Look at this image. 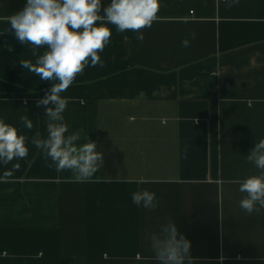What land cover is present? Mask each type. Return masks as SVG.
Returning a JSON list of instances; mask_svg holds the SVG:
<instances>
[{"label": "crops", "instance_id": "0c3cea01", "mask_svg": "<svg viewBox=\"0 0 264 264\" xmlns=\"http://www.w3.org/2000/svg\"><path fill=\"white\" fill-rule=\"evenodd\" d=\"M25 3L0 0V118L29 148L0 164V176L20 165L0 181V264H159L147 236L168 218L191 242V264H264V210L247 215L237 183L257 174L246 155L264 138V0L230 9L160 0L142 40L109 25L102 66L86 67L61 94L69 131L83 128L103 153L85 183L49 167L32 143L47 138L36 101L52 82L20 65L36 57L7 18ZM143 189L155 192L154 211L132 202Z\"/></svg>", "mask_w": 264, "mask_h": 264}, {"label": "clouds", "instance_id": "9594fccd", "mask_svg": "<svg viewBox=\"0 0 264 264\" xmlns=\"http://www.w3.org/2000/svg\"><path fill=\"white\" fill-rule=\"evenodd\" d=\"M225 8L237 6L240 0H224ZM160 0H110L105 7L102 0H26L24 7L9 16V30L21 43L32 45V60H21L20 65L40 80L52 82L43 98L36 101L43 106L47 124V138L33 136L32 143L50 159L49 167L56 171H69L75 182H89L103 165V153L97 151V143L89 139L83 128L69 131L63 113L68 101L62 97L85 68L103 62L102 53L113 35L109 25L117 32L132 31L137 39H143V30L158 19ZM196 38L195 31L190 33ZM182 47H190V39L182 40ZM44 49L42 53L38 50ZM24 127L33 129L28 116H22ZM83 140V143H78ZM27 137L13 125L0 118V164L9 165L14 160L27 158ZM257 174L237 181L243 198L239 207L247 214H260L264 210V138L256 141L246 155ZM19 163L7 169L0 181H7L19 169ZM132 202L144 209L155 210L159 206L155 192L147 189L134 191ZM159 264H191V242L179 232L174 219L160 224L158 231L147 236Z\"/></svg>", "mask_w": 264, "mask_h": 264}, {"label": "built area", "instance_id": "2783aa9c", "mask_svg": "<svg viewBox=\"0 0 264 264\" xmlns=\"http://www.w3.org/2000/svg\"><path fill=\"white\" fill-rule=\"evenodd\" d=\"M222 1H224V0H222Z\"/></svg>", "mask_w": 264, "mask_h": 264}]
</instances>
